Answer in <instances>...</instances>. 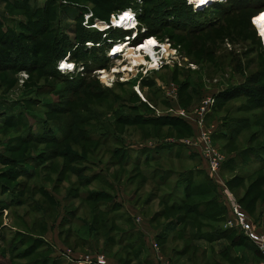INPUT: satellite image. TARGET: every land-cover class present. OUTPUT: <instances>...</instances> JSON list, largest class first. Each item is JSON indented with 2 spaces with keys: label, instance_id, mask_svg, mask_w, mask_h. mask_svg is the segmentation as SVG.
I'll use <instances>...</instances> for the list:
<instances>
[{
  "label": "rangeland",
  "instance_id": "rangeland-1",
  "mask_svg": "<svg viewBox=\"0 0 264 264\" xmlns=\"http://www.w3.org/2000/svg\"><path fill=\"white\" fill-rule=\"evenodd\" d=\"M17 1L0 0V37L10 32L50 36L62 31L74 40L81 14L92 13L94 19L109 21L112 15L122 11L117 12L118 5L140 14L142 5L152 7V3L143 4V0L138 2V8L133 0H20L22 6ZM185 1L190 6V0ZM212 5L199 11L191 6L193 21L211 27L195 33L168 26L151 36L165 46L169 53L164 56L176 61L174 66L150 72L149 58L140 54L139 58L133 56L138 63L128 65L130 71L125 69L127 63L121 65L123 59L107 60L108 64L112 63L107 67V63L100 66L103 62H95L92 57L77 61L70 54V61L78 65L83 62L88 68L100 66L106 70L84 78L79 73H68L67 79L54 76L52 65L42 64L41 53L36 58L46 71L36 70L28 75L12 69L0 73V264H75L62 255L65 250L104 256L108 264H139L142 260H135L133 254L141 247L144 252L140 258H146V264H156L157 255L161 257L159 264H212L208 257L217 255V249L208 247L204 240L192 238L191 234L207 231L217 224L207 216L170 210L174 203V172L201 168V160L194 157L195 163L190 164L174 161L172 155L166 158L173 159L150 165L146 171L134 169V160L142 147L156 150L146 143L168 137L202 139L209 130H216L217 135V139L212 137L209 151L212 162L222 160L224 165L239 151L264 147V105L259 107L248 97L241 96L222 110L213 109L214 114L203 120V109L214 105L219 92L242 84L249 75L259 72L264 84V0H222L220 6ZM225 10L229 14L224 15ZM40 17L51 22L46 30L37 22ZM175 18L167 15L169 23H174ZM126 26L132 27L133 23ZM143 37H148L147 32ZM156 39L145 42L143 47L156 43ZM79 78L84 80L82 86L77 83ZM144 80L154 81L157 95L152 88L143 86ZM73 85L78 89L74 90ZM138 88L141 100L155 112L159 109L166 114L174 109L187 114L192 134L169 125L118 123L115 112H126L127 100L132 99L131 92H137ZM227 126L230 137H225ZM232 127L237 132H231ZM100 128L114 129L124 137V148L131 151V164L125 167L111 164L115 160L112 151L118 146L113 139L106 146L89 141L87 132L93 135L92 139L103 141L106 135L99 138L105 133ZM169 151L172 149L161 153ZM82 156L89 162L75 161ZM147 156L150 154L141 155L140 163ZM244 159L249 166H238L235 171L220 169L218 177L247 220L257 222L258 234L264 237V170L256 159ZM156 167L166 170L162 171L160 180L169 174L164 187L156 183L159 179L151 180ZM98 174L106 181L84 184L87 175ZM106 183L112 189H107ZM250 189H255L253 194L248 192ZM80 192L109 194L112 204L103 205V201L98 203L92 198L83 200L78 195ZM258 193L261 197L257 200ZM109 207L116 208L112 213L115 220L104 212ZM70 215L73 219L67 221ZM184 215L174 229V220ZM108 220L116 234L100 227ZM91 227L102 235L98 240L92 235ZM125 232H129L126 238ZM109 236L116 241L122 237V247L115 240L107 243ZM80 237L87 241L85 245L82 241L79 244ZM152 243L157 245L156 250ZM223 247L230 249L227 258L216 256L223 264L262 262L249 252L238 251L230 241H224ZM26 250L29 252L25 253ZM203 252L206 259L200 257ZM231 257L233 261H229Z\"/></svg>",
  "mask_w": 264,
  "mask_h": 264
},
{
  "label": "trees",
  "instance_id": "trees-1",
  "mask_svg": "<svg viewBox=\"0 0 264 264\" xmlns=\"http://www.w3.org/2000/svg\"><path fill=\"white\" fill-rule=\"evenodd\" d=\"M134 1L137 2V4H135L134 6L138 8L139 7L138 2L140 0H133V2ZM25 2H28V0H25ZM146 3L148 4L152 3V7L142 5L143 13H141V16H140V22L142 25H144L147 28L148 37L159 33L160 31H162L163 27H168V26H171V28L178 29V30H181V28H183V30L187 29L188 31L195 32V33L196 31L205 30V28L211 27V26H208L209 24L200 25V23L197 24L196 22L193 21L192 7L187 6V3L185 0H182L181 3L175 2V0H143V4H146ZM16 4L22 6V2H20V0L17 1ZM220 4L221 3H216L214 5L220 6ZM186 7L188 9L185 11ZM113 8L115 7L113 6ZM126 8L127 7L122 8L118 5L115 9H117V12H118L119 9L124 11L126 10ZM169 8L172 10V12L166 14V12L164 11L166 9L168 10ZM169 14L174 15L176 17L173 20L174 23L168 22L167 15L169 16ZM227 14H229V12L228 10H225L224 15H227ZM127 16L129 15L126 14L122 16V18L129 19V17ZM183 17H185V19H183ZM79 19L80 21L78 23V29H77V32L75 33L76 40L75 39L73 40L69 34H67L66 32H62L60 29L59 30L61 32L59 31L54 32L50 36H45L43 33L31 36L30 34L24 33V32L23 33L19 32L18 34L16 32H10L8 34L2 35L0 37V73L9 71L12 69L18 70V71H24L28 75L36 70L46 71L44 70L43 65H38V60L36 58L41 53L43 54L42 64H45L48 67L49 66L51 67L52 65L53 71H54L52 72L53 75L57 74L63 78H67V77L61 74V72L58 70L57 67H58V63L62 61L68 54H71L72 58L77 61H82V59L92 57L93 58L92 60L95 62H98V63L103 62L100 66H103L104 64H106L107 60L103 57H98L96 53L97 52L96 49H92L90 51V50H87L85 46L86 42H93V43L100 42L102 39V34L99 32H92L90 29L88 30L82 26V21L84 19L83 14L80 15ZM37 22L42 23L44 30H46L47 28L51 26L50 25L51 22L48 18L40 17L39 21L37 20ZM188 24L191 25V28L185 27ZM124 34L126 33L119 31V30L111 32V35L115 37L123 36ZM75 46H78V47H75ZM77 80H78L77 83H79L82 86L84 80L81 78ZM79 80L81 81L79 82ZM262 81H263V78L260 72L251 74L246 78V80L242 84H239L237 86H234V87H231V88H228L226 90L219 92L215 96L214 110H217V111L222 110L229 102L241 96L248 97L257 106L263 107L264 105V84H262ZM71 84L73 83L71 82ZM143 86L152 88V90H154V93H155L154 95H157V90H156L154 81L144 80ZM73 89L77 90L78 87L73 85ZM131 98H132L131 100H127L129 102L126 103L124 107L126 112H123V113H120L118 111L115 112L117 115L118 123H123V124H128V125L150 124V125L159 126V127L163 125H169V127H173V128L180 127L182 128L183 131L187 133L190 132L189 133L190 135L192 134V131H191L192 129L190 125L186 124L179 118H175L170 115H156L157 112H155L154 109H150L148 103L142 101L139 94H137V92L135 91L131 92ZM149 101L154 102L152 99H150ZM156 110H159V109H156ZM213 114L214 113H212V115ZM69 126L72 129V126L71 125ZM100 129H102V131L105 133L101 134L99 138L101 139L103 135H106L103 138V141L99 142V140L92 139L91 137H93V135L87 132L89 141L91 142L94 141L96 145H99V146H106L108 141L113 139L114 143L118 146H116L112 151V157L115 160L111 161V164L120 165L122 167H125L128 164H131L130 162L131 157H132L130 156L131 151L124 148V145H125L124 137L115 133L116 131L114 129L113 130L105 129V128L104 129L100 128ZM228 131L229 129L227 126V129L225 131L226 132L225 137L227 136L230 137V134ZM231 132H237V128L232 127ZM167 139H169V137L156 142L158 143V145L154 147V150L156 148L155 151L151 150L153 148L150 149L148 147H142L141 152H139L138 156H136L134 160L135 162L134 169L146 171V168H148V166L150 167V165H155L157 163H161L164 160L171 159V158L162 157V155L160 154L163 148L165 147L167 149H171L174 146L185 147L180 143H176V144L166 143V142L161 143L162 141H165ZM174 139H177V138H174ZM214 139H217V135L214 136ZM177 140H180V138ZM253 152H255L254 155H253ZM262 153H264V147H259L258 149L250 147V148H247L246 150L239 151L238 153L234 154L235 156L233 157V159L224 163L222 169L227 168V169H230L231 171L233 170L235 171V169L238 168V166L247 167L249 166V162H247L244 158L249 157L251 160L256 159L257 163L259 164V168L264 170V157L261 156L263 155ZM143 154H147V155L150 154V156H147L145 162L140 163V159H141L140 156ZM193 155L195 156V154ZM29 159H27V163ZM75 161L85 163V162H89V159L82 156V157H78ZM142 164H144L145 166L143 169H142ZM201 164H202L203 170L198 172L200 180L196 179L193 182H188V184H187V178L185 177H183L184 180L182 181L179 180L177 185L179 187L180 186L182 187L183 194L181 196L178 193L176 194V191L174 189V203L171 204L170 210L180 211V212L185 211V213H192L196 217L207 216V218H210V220H213V222L217 224L216 227H213L207 231L195 232L191 234L192 238L197 239V240L199 239L204 240L205 242L210 243V244H214L220 241L223 243L221 250L217 255H214V257L212 256L208 257V259H210L209 261L212 264H223L222 262L217 260L216 256H221L222 258L228 257V254L230 253V249L228 247H223L224 241H230L232 246H235V248L238 251H241L242 249L243 251L249 252L255 255L256 257H258L259 261L262 260V255L260 251L241 230L236 229V228L224 230L218 226L219 224H221L222 222H225L228 218H230L231 214H230L228 206L223 205L224 201H223L222 195L219 193V188L217 184L209 177L206 170L204 169L203 161H201ZM24 165L26 168L28 167L26 163ZM162 171H166V170L161 167H156L155 170H153L152 172L151 180L154 181L156 179H159L160 175H162ZM168 172L171 173V170L168 169ZM138 173L142 175V172L139 171ZM99 176L101 177L100 174L95 175V176L87 175V178H85L84 184L85 185L91 184L92 182L99 181L101 179L103 181L105 180L104 178H100ZM143 177L145 178L144 175ZM167 177H169V174H167V176L164 179L163 178L161 180L159 179L156 182L157 184L158 183L160 184L158 185L159 187L161 186L164 187L166 185ZM238 178H240V176H238ZM105 187L107 189L108 188L112 189L111 184L109 187V185H107L106 183ZM253 190L255 191V189H250L248 190V192H250V194H253ZM259 194L260 193H258V195L256 196L257 200L261 197ZM78 195L83 200H89V198H92L90 200L94 199L93 201H97V202L100 201L98 203H101V201H103L102 202L103 205L112 204V198H111V195L109 194L104 195L103 193H98V192L94 194L90 192H80ZM263 197L264 195H262V199ZM163 201L166 202V200H163ZM115 210H116L115 207L113 208L109 207V208H106L104 212L109 214L112 217V219L115 220V217L112 215V213L115 212ZM185 216L186 215L182 216L181 219L174 220V229L176 226H178L180 221L185 218ZM69 218L70 219L67 221H71L73 219V216L70 215ZM130 219L127 220L128 223ZM108 222L109 220L100 224V227H102V229L108 228L113 234H116L117 231L114 230L113 226H109ZM65 224L68 225V223H65ZM253 224L255 228L257 229V222L256 223L253 222ZM90 231L92 232V235H95L94 237L97 240L99 236H102L99 234L98 231L96 232V230L92 227L90 228ZM126 233L128 234L129 232H125L124 238H126ZM79 239H80L78 240L79 244L81 241L84 243L83 245L87 243V241L84 240L83 238L80 237ZM107 239L109 240V241L106 240L107 243H112V240H115V237L109 236L107 237ZM122 241H123V238L121 237L119 241L115 240L114 243L122 247ZM28 252L29 250L25 251V253H28ZM143 252H144L143 247L136 250L135 254H133V251H132V254L135 260H138V259H140L138 261L142 260L141 262H139V264L142 262L146 264V262H148L146 258H144L145 260L140 258ZM194 255L197 256V251L196 253H194ZM200 257L202 259H204L205 257L206 259L207 256L205 255V252H203L200 255ZM228 259L229 261H233L232 257ZM156 264H159L158 261H156Z\"/></svg>",
  "mask_w": 264,
  "mask_h": 264
},
{
  "label": "built area",
  "instance_id": "built-area-1",
  "mask_svg": "<svg viewBox=\"0 0 264 264\" xmlns=\"http://www.w3.org/2000/svg\"><path fill=\"white\" fill-rule=\"evenodd\" d=\"M207 3V2H205ZM188 4L192 7L195 11H199L201 9L210 7L211 3H207L204 8L198 9L196 8V5L192 2H188ZM129 15V19L126 23L125 22L120 25L119 21L121 20V17L126 15ZM140 16L141 14L135 11L134 9H126L124 11H121L120 13H116L112 15L109 21H101L99 19H94V15L92 13L89 14H84V21L82 22V26L86 29L90 30H97L99 33L102 34V39L98 43H93V42H86L85 46L87 50H92L96 49L99 53L103 54V58L106 60H109L110 62H114L115 60L118 59H123L121 62V65L124 63H127V65L124 67L127 70L131 71V68H128V65L132 64L134 62V58H139L140 54H143L146 56V58H149V69L150 72L153 71H158L160 70L161 67L164 66H174L176 61H172L171 59H168L169 56H164V54H168V50L165 48L164 45L160 44L156 37H143L147 29L143 27L140 23ZM118 20V21H117ZM128 23H133L132 27H127L126 25ZM142 26V27H141ZM122 31L125 32L123 36H112L111 32L114 31ZM156 39V46L154 47V57L149 53L144 52H138L140 47L145 44V42L150 41L152 39ZM129 44L128 50L121 51L116 50L117 46H120V44L125 45ZM78 47V46H76ZM162 48L161 50H158V48ZM133 53V54H131ZM155 53L157 58L155 57ZM134 56V58H133ZM137 60V59H135ZM138 61V60H137ZM163 61V62H162ZM63 63L67 64V67L62 66ZM138 63V62H137ZM112 63L108 64L107 67H110ZM134 64V63H133ZM141 66V65H140ZM58 70L61 72L63 75H67L68 73H79L83 75V77L88 76V75H96L100 74L101 72H105V67H100L97 66L95 68H88L83 62L80 63V65L77 64V62L70 61V54H68L62 61L58 63ZM134 68V66H132ZM137 93L142 96L140 89H137ZM214 105H212L210 108L203 109V120L206 119L208 116L212 115ZM158 115H170V116H175L177 118L182 119L185 121L187 124L191 126V122L189 117H187V114L184 112L180 111H175L174 109H169V111L166 112V114L162 113L161 111H157ZM216 130L210 132L207 134L205 137L202 139H199L197 137H194L192 139H174V138H169L165 141H162L161 143H180L183 146H185L187 149H189L192 153L197 154L201 161H203V166L204 169L206 170L207 174L209 177L217 184L219 188V193L223 197V203L228 206L231 217L228 218L224 222V228L225 229H239L241 230L248 238L249 240L257 247V249L260 251L262 255V262L260 264H264V237L260 236L258 234V230L255 228L254 224L250 221L247 220L246 216L244 213L241 212L239 207L233 202L230 193L227 191V189L223 186V184L220 182L219 177H218V172L220 169L223 167L222 160L220 161H213L210 158L209 151L212 148L211 146V141L212 137L214 138ZM148 144L149 147H155L158 145V143H146ZM152 248L153 250L157 249V245L155 243H152ZM63 256L71 260L75 264H108L106 258L103 257H96L93 256L92 254H76L73 253L71 250H65L62 253ZM157 260H161L160 256H156Z\"/></svg>",
  "mask_w": 264,
  "mask_h": 264
},
{
  "label": "crops",
  "instance_id": "crops-1",
  "mask_svg": "<svg viewBox=\"0 0 264 264\" xmlns=\"http://www.w3.org/2000/svg\"><path fill=\"white\" fill-rule=\"evenodd\" d=\"M164 149H167V148L165 147V148H163V150ZM171 149H172V151H169L168 153H164L163 152V153H160V154L162 155V157H169V156H172L173 155L174 161L175 160L176 161L179 160V161H182V162H185V163H190V164L191 163H195L194 162V157H196V158L198 157L199 158V156H197V154H195V156H194L193 155L194 153L190 152V150H188L186 147L174 146ZM233 157H232V159H233ZM171 159H173V158H171ZM202 170H203V167H201V168H194V169L193 168H188V170H185L183 172H174V182H175V188L174 189H175L176 193H178V192L181 191V194L180 193H178V194L180 196L183 194L182 187L181 186L179 187L177 185L178 182H179V180L182 181V180H184L183 177H185V178H187V184H188V182H193L196 179L197 180H200L199 179L198 172H200ZM184 174H185V176H184ZM176 187H178V188H176ZM223 205H225V204L223 203ZM221 228L224 229V230H227V229L224 228V222L221 223ZM222 244L223 243L221 241L220 242H217V243H214V244H210V243H207L206 242V245H208V247L217 249V253L220 252L221 247H222Z\"/></svg>",
  "mask_w": 264,
  "mask_h": 264
},
{
  "label": "bare ground",
  "instance_id": "bare-ground-1",
  "mask_svg": "<svg viewBox=\"0 0 264 264\" xmlns=\"http://www.w3.org/2000/svg\"><path fill=\"white\" fill-rule=\"evenodd\" d=\"M190 1L196 5V8L201 9L207 3H217V1L220 2L221 0H190ZM205 2H207V3H205ZM128 15H130V14H128ZM125 20H126V23L129 22L128 19L121 18L119 24L122 25L125 22ZM129 24L130 23H128L127 25L129 26ZM262 33H264V30L263 29H262ZM155 46H156V43L155 42H151V44H149L148 47L147 46H144V47L142 46V48L140 47V51H138V52H141V50H143L144 52L145 51H150V54L151 55H154V47ZM123 47H124V49H123ZM128 48H129V44L128 43L125 44V45H123V46H122V44H120V46H117L116 50L121 51L123 49V51H125V50H128ZM131 54H133V53H131ZM133 61H134L133 62L134 64L138 62L135 59ZM63 65H64V67H67V64L66 63H63Z\"/></svg>",
  "mask_w": 264,
  "mask_h": 264
}]
</instances>
